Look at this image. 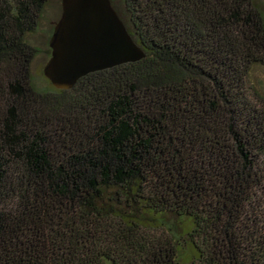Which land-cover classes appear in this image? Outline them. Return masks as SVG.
<instances>
[{
    "label": "trees",
    "instance_id": "16d2710c",
    "mask_svg": "<svg viewBox=\"0 0 264 264\" xmlns=\"http://www.w3.org/2000/svg\"><path fill=\"white\" fill-rule=\"evenodd\" d=\"M48 2L0 0V264H264V7L111 0L145 57L41 91Z\"/></svg>",
    "mask_w": 264,
    "mask_h": 264
},
{
    "label": "water",
    "instance_id": "95a60500",
    "mask_svg": "<svg viewBox=\"0 0 264 264\" xmlns=\"http://www.w3.org/2000/svg\"><path fill=\"white\" fill-rule=\"evenodd\" d=\"M62 13L43 73L59 90H70L84 76L137 62L145 51L129 34L111 0H62Z\"/></svg>",
    "mask_w": 264,
    "mask_h": 264
},
{
    "label": "rangeland",
    "instance_id": "374dc122",
    "mask_svg": "<svg viewBox=\"0 0 264 264\" xmlns=\"http://www.w3.org/2000/svg\"><path fill=\"white\" fill-rule=\"evenodd\" d=\"M62 0H49L42 12L39 24L36 29L31 32L27 39L28 42L36 49L35 57L31 62L32 81L37 89L46 91L53 89L54 86L44 76L43 68L50 57L49 42L54 31L55 24L59 20L62 13ZM256 4L264 7V0H254ZM253 82L261 91L264 90V70L255 67L252 73Z\"/></svg>",
    "mask_w": 264,
    "mask_h": 264
}]
</instances>
